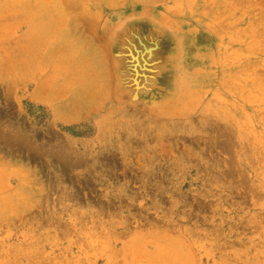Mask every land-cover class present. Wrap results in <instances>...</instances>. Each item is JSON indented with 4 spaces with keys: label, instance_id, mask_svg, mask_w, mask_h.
Segmentation results:
<instances>
[{
    "label": "rangeland",
    "instance_id": "obj_1",
    "mask_svg": "<svg viewBox=\"0 0 264 264\" xmlns=\"http://www.w3.org/2000/svg\"><path fill=\"white\" fill-rule=\"evenodd\" d=\"M0 264H264V0H0Z\"/></svg>",
    "mask_w": 264,
    "mask_h": 264
},
{
    "label": "bare ground",
    "instance_id": "obj_2",
    "mask_svg": "<svg viewBox=\"0 0 264 264\" xmlns=\"http://www.w3.org/2000/svg\"><path fill=\"white\" fill-rule=\"evenodd\" d=\"M157 29V28H156ZM128 55V54H127ZM153 68V67H152ZM156 87V86H155ZM135 97V96H134ZM132 104V103H131ZM133 105V104H132Z\"/></svg>",
    "mask_w": 264,
    "mask_h": 264
}]
</instances>
